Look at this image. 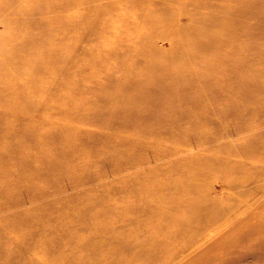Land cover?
<instances>
[{"label": "rangeland", "instance_id": "374dc122", "mask_svg": "<svg viewBox=\"0 0 264 264\" xmlns=\"http://www.w3.org/2000/svg\"><path fill=\"white\" fill-rule=\"evenodd\" d=\"M151 13L216 32L131 24ZM0 17V264H264V0H0ZM121 236L165 248L113 255Z\"/></svg>", "mask_w": 264, "mask_h": 264}, {"label": "bare ground", "instance_id": "6f19581e", "mask_svg": "<svg viewBox=\"0 0 264 264\" xmlns=\"http://www.w3.org/2000/svg\"><path fill=\"white\" fill-rule=\"evenodd\" d=\"M159 8H163V7H159ZM162 11L164 13L166 12V10L164 8H163ZM109 15L110 14L105 13L101 17L102 18L101 20H104V24L102 25V29H101L102 32H105V31L106 32H110V31L113 30V27H112V24H111L112 16H109ZM173 15L172 14L171 15L169 14L168 16L167 15H164V16L162 15L161 16V15H157V14L156 15H152V13H151V15L148 14L147 16L146 15H144V16L143 15H140L139 17H136L135 16V18L132 19L131 24L134 26V24L136 22L140 21L142 24L140 23L141 24V27H139L138 30L140 32H145L147 35H151V33L153 32V29L154 28L158 29V27H161V29H163L162 28L163 26H165L164 27L165 30H166V28H168L169 31H172V32H176L177 30L180 31L182 33V38L183 37L192 36L196 32H207L206 34H208L209 32H216L215 30H212V29L210 31L209 28L206 27V23H204V22H196V19H192L188 23V25H184V26H180L179 27V25L175 24V21H174V17L175 16H173ZM4 17L7 18V16H4ZM211 19L216 22V18H211ZM220 21H221V24L224 25V24L228 23L229 20L228 21H226V20H224V21L223 20H220ZM0 24L2 25V28H6L8 26L1 19H0ZM161 43H163V42H161ZM204 45H205L204 43L196 42L192 46L193 48L192 47H188V48H186L184 50H185V52L187 54H193V56L197 57V56H199V55H197L198 53H200V52L203 53L204 52V49H203L204 48ZM194 48H195V50H197L196 53L193 52V49ZM158 72H160V73H158V75L160 74L162 78L165 77V76H167V74L163 73L162 71H159L158 70ZM176 84H178V83H176ZM176 84H174V85H176ZM189 91L190 90L187 89V88H184V87H179L178 88V87L175 86V89H172V91H171L173 100H175L176 102H179V100H182V99L185 98V96H186L185 93L186 92H189ZM47 161H50L52 167L55 164L58 165L57 164L58 162H56L55 160L54 161L47 160ZM47 163H49V162H47ZM191 189H192V186L191 185L187 186L186 188H185V186H183V189H181V188L178 189L177 188V190H180V191H183L184 190L186 192L190 191ZM212 192H213V190H212ZM202 212H206V211L202 210L201 207H198L197 206V214L199 216H201ZM207 212H210V211L207 210ZM101 214L103 215V212H101ZM217 216H218V214H217ZM97 234H98V232H96L94 235H97ZM115 238H117V236ZM120 238L122 239V241L120 240L121 242L118 241V240H116L115 241L116 243H114L111 246H109L110 248H109L108 251H111L112 252L111 254H113V255H118V254H123L124 253L127 256L134 257L135 255H141V254H144V253H149V254L161 253L162 250L165 248V247H162L161 248V247H157V246H155L154 249L153 248H147V246H143L141 242H134V243L133 242H124L123 241L124 236H121ZM100 261L101 262H98L97 264H116L114 261H111L109 259H100ZM117 264H123V263L118 261Z\"/></svg>", "mask_w": 264, "mask_h": 264}]
</instances>
